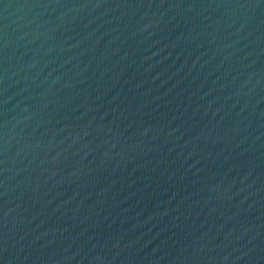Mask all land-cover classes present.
Returning a JSON list of instances; mask_svg holds the SVG:
<instances>
[{"label":"water","instance_id":"95a60500","mask_svg":"<svg viewBox=\"0 0 264 264\" xmlns=\"http://www.w3.org/2000/svg\"><path fill=\"white\" fill-rule=\"evenodd\" d=\"M0 264H264V0H0Z\"/></svg>","mask_w":264,"mask_h":264}]
</instances>
